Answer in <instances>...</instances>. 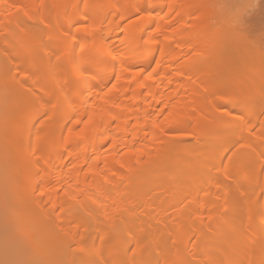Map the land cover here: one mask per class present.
Here are the masks:
<instances>
[{
  "label": "bare ground",
  "instance_id": "obj_1",
  "mask_svg": "<svg viewBox=\"0 0 264 264\" xmlns=\"http://www.w3.org/2000/svg\"><path fill=\"white\" fill-rule=\"evenodd\" d=\"M203 1L0 0V264H264V10Z\"/></svg>",
  "mask_w": 264,
  "mask_h": 264
},
{
  "label": "rangeland",
  "instance_id": "obj_2",
  "mask_svg": "<svg viewBox=\"0 0 264 264\" xmlns=\"http://www.w3.org/2000/svg\"><path fill=\"white\" fill-rule=\"evenodd\" d=\"M217 2H218V0L216 1V3H217ZM240 3H241V0H219V4L217 3V5H218L219 9H220V5H221V4L224 5V7L221 8V9H222V13L224 14L223 16H225V18H226V17L228 18V16H229L231 13H233V12L236 11L237 6H238ZM208 4H209V3L207 2V0H205V1H203L200 5H197V6L195 7V8H196L195 10H197V11H196L197 15L203 16V15H202V12H204L205 9L209 8V7H208ZM258 8H259V6H257L255 9H252V10H250L249 12H247V13L245 14V16L243 17V18L246 17L244 20H246L248 16H250V15H252V14L254 15V12H255V14H256V13H257L256 10L259 11ZM53 14L55 15V13H53ZM248 19H249V18H248ZM248 19H247V20H248ZM41 25H42V24H41ZM43 25H44V24H43ZM43 25H42V26H43ZM44 27H45V26H44ZM39 28H40V27H39ZM41 30H42V29H41ZM43 30H44V29H43ZM58 35H59V36H58ZM58 35H57V37L60 38V39L64 36L63 33H62L61 31H60V33H58ZM62 35H63V36H62ZM5 37H7V36L5 35ZM8 37H9V36H8ZM8 37H7V39L10 38V37H9V38H8ZM9 40H11V39H9ZM9 40H8L7 43L10 45L12 42H10ZM232 41H233V40H232ZM64 42L67 43V42H69V41H64ZM17 43H21V42L18 41ZM65 43H64V44H65ZM230 43H231V42H230ZM8 44H7V45H8ZM21 44H22V43H21ZM61 44L63 45L62 42L59 43V45H61ZM225 44H226V43H225ZM231 44H232V43H231ZM231 44H228V45H231ZM7 45H6V44H2V42H0V47H1V48H2V47H5V46H7ZM9 45H8L5 49H4V48H2V49H4V50H9V48H10V49H14V48H16V47L14 46L15 44H12L11 46H9ZM232 45H233V44H232ZM16 46H17V45H16ZM248 46H249V45H247V48H246V46H245V48H246V50L248 49V53H250L251 50H250V47H248ZM230 47H231V46H230ZM232 47H233V46H232ZM246 52H247V51H246ZM248 53H247V55H248ZM23 54H24V52L22 53V55H21L20 58H23V57H22V56H24ZM245 54H246V53H245ZM25 57H26V56H25ZM249 57L251 58V60H253V58H254V56H253V58H252V53H251V56L249 55ZM245 58H247V57L245 56ZM255 58H257V57H255ZM255 58H254V59H255ZM253 61H254V60H253ZM255 61H256V60H255ZM23 63L28 64L29 62H28V60H26V59H25V60H24V59H23V60H22V59H20V60L16 59L15 62L13 63V65H12V70H14L16 67H18L19 65H21V64H23ZM238 65L241 66V65H242V62H239ZM240 66H239V67H240ZM14 67H15V68H14ZM242 67H243V66H242ZM240 68H241V67H240ZM239 72H240V71H239ZM236 73H237L238 75H237ZM26 74H27V73H22V72L18 73L19 77H21V76L23 77V76L26 75ZM30 74H31V78L37 77V76L42 75V74H44L45 77H48V76L50 75L49 72H41V71L30 72ZM234 74H235L236 76H235ZM234 74H233V75H232V74H231V75H228L229 78L232 80V83H231V80L227 77V78L229 79V82L226 84V85L229 86V87L227 86L228 88L226 87V85L223 86V88L221 87L222 85L219 86V87H221V88H220V90H218V92H219L218 95H219L220 97H222L223 99L226 98V97H228L230 94H233V92L239 94V93H238L239 91H243L244 89H246V88H244V87H243V88H244V89H243L242 86L239 87V85H240V84H239L240 81L245 82V81L243 80V77H240L242 73L240 74V73H238V71H237V72H234ZM221 75H222V74H216V75H214L213 80L215 79V76H216V79H215V80L220 79V80H218V81L220 82V84H221V80H222V81H223V80L226 81V79H225L226 77L221 76ZM220 76H221L222 78H221ZM230 76H232V77H230ZM246 78L249 79V77H247V76H246ZM263 78H264V77H263ZM228 79H227V81H228ZM27 80L30 81V78H28ZM233 81H234V82H233ZM246 81H248V80L246 79ZM250 81H251V79H250ZM250 81H249V82H250ZM258 81H259V80H258ZM237 82H238L239 85H236ZM215 83H217V82L215 81ZM241 83H242V82H241ZM246 83H247V82H246ZM218 84H219V83H218ZM224 84H225V82H224ZM231 84H232V86H231ZM234 85H235V86H234ZM35 86H37V85H35ZM231 87H232V88H231ZM252 88H253V87H252ZM252 88L249 87L250 90H253ZM223 89H224V90H223ZM226 89H227L228 91H227ZM241 89H242V90H241ZM254 89H255V88H254ZM255 90H256V89H255ZM255 90H254V91H255ZM225 91H226V92H225ZM237 91H238V92H237ZM230 92H231V93H230ZM221 93H222V94H221ZM257 94H258V93H257ZM254 96H255V95H254ZM259 96H260V95H259ZM259 96L256 95V97H259ZM222 98H221V99H222ZM248 99H249V98H248ZM260 99H261V98H260ZM254 100H255V99H254ZM261 100H262V99H261ZM258 101H259V100H258ZM258 101H257V102H258ZM252 102H254V101H252ZM247 103L250 104L249 101H247ZM247 103L245 102V105H246ZM256 105H258V104H256ZM259 105H260V104H259ZM259 105H258V106H259ZM260 106H262V104H261ZM260 106H259V107H260ZM247 107H248V109H249V105H248ZM247 107H245V108L247 109ZM259 107H256V108L258 109ZM252 110H253V109H252ZM74 121H75V120H74ZM74 121H73V120L70 121V123H69V127H70V128H71V126L73 127V125L75 124ZM37 127H38V124L36 125V127H35L33 130H35ZM69 127H68V129H69ZM217 132H218V131H217ZM187 133H188V132H185V131H183V130H181V131L178 132V134H180V135H181V134H187ZM216 134H217V133H216ZM166 135H167V134H166ZM166 135H165V137L168 138ZM187 135H189V136L185 137L184 139L182 138L181 140L184 141L185 143L188 142V144H190V145H191V144H192V145L198 144V141H197L198 139H197V138L195 139V135L193 136V135L190 134V133H188ZM191 135H192V136H191ZM217 135H218V134H217ZM168 136H169V135H168ZM194 140H195L196 142H195ZM63 141H64V140H63ZM194 142H195V144H194ZM217 146H220L219 143H218ZM237 146H238V145L234 146V149H235ZM218 148H219V147H218ZM237 148H238V147H237ZM237 148H236V149H237ZM1 167H4V166H3V165H0V170H2ZM68 168H69V166H67V169H68ZM67 169H66V170H67ZM21 174H22V173H21ZM27 174H28L27 172H26V173L24 172L23 175H21V178L24 180V178L27 176ZM20 181H21V179H20ZM176 183H177V184H176ZM176 183H175L174 187H172V191H173V190H176V191H174V192H176V193L179 194L180 191L184 189V186H183L184 184L181 183V182H176ZM180 185H182V186H180ZM179 186H180V187H179ZM182 187H183V188H182ZM10 188H11V187H9L8 189H9L10 191H12V188H13V187H12L11 189H10ZM174 188H175V189H174ZM178 188H180V189H178ZM8 189H4V190H6V192L10 193V194L7 193L8 195H11V193L14 192V191L9 192V191H7ZM4 190H3V191H4ZM41 190H42V188H40V190L37 191V194H39V192H40ZM172 193H173V192H172ZM173 194H175V193H173ZM175 195H176V194H175ZM58 213H59V212H58ZM58 215H59V214L56 213V216H55V217H56V221H57V216H58ZM95 216H96V218H97V214H94V216L92 217L93 220H95ZM31 224H32V223H31ZM54 226L56 227L55 223H52V225H50V226L46 229V230H47V234H48L49 237H51L52 234H53V232H54L55 230H57V229H55ZM32 231H34V230H32ZM32 231H31V232H32ZM38 231H40V230H38ZM38 231H36V232H38ZM34 232H35V231H34ZM39 234L41 235V232H40ZM34 235H35V234H34ZM34 235H33V240L38 239L37 236L40 238V235H37V233H36L37 236H35L36 238L34 237ZM214 236H216V238L218 237L217 235H214ZM214 236L212 237V239L214 238L213 240H215V237H214ZM11 238H12V236H10V237L8 238V240H10ZM12 239H14V238H12ZM96 239H97V244H98V243L100 242V236L98 235V236L96 237ZM213 240H212V242H211L212 244L215 243V242L213 243ZM10 241H11V240H10ZM36 241H37V240H36ZM172 241H173V240H172ZM64 245L66 246V243H65ZM67 245H68V243H67ZM71 245H72L73 248H71ZM65 246H64V248H66ZM76 246H77V245H76ZM67 247H68V246H67ZM69 247L71 248V250H73V249L76 248V247H75V244H70ZM69 247H68V249H70ZM74 247H75V248H74ZM66 249H67V248H66ZM71 250H69L70 252L68 251V253H71ZM73 251H74V250H73ZM214 251H215V253H214ZM213 253H214V256H216V255L218 254L217 250H215V249L213 250ZM78 254H79V253H78ZM80 255H81V252H80ZM78 264H85V259H84V257L80 258Z\"/></svg>",
  "mask_w": 264,
  "mask_h": 264
},
{
  "label": "snow or ice",
  "instance_id": "obj_3",
  "mask_svg": "<svg viewBox=\"0 0 264 264\" xmlns=\"http://www.w3.org/2000/svg\"><path fill=\"white\" fill-rule=\"evenodd\" d=\"M257 6H259L262 10H264V0H241V3L237 6V9L235 12L231 13L228 18H227V22L230 24V26H232L235 29H239L240 26L243 25L244 20L243 17L245 16V14L247 12H249L252 9H255ZM221 8L224 7L223 4L220 5ZM24 15H27V13L25 12ZM148 15H151L150 13H148ZM144 17H139V19H143ZM81 23H80V27L77 29L78 31L83 30L85 32H88L90 29L91 31L95 32L96 29V24H89L88 23V16L87 13H85L83 16H81ZM99 23H103V21H99ZM123 25H120V29L123 30ZM148 43H154V41H147ZM81 51H83V49H81ZM124 69H122L123 71ZM137 73L139 72H144V69L138 68L136 69ZM151 71H155V69H152ZM151 71L147 73L148 77L151 78ZM93 75H95L93 73ZM115 79H119V77H115ZM94 87H99V85H94ZM107 87V85H106ZM113 87H115V85H113ZM219 107V106H217ZM229 115H233V118L236 121H239L241 124H245V122L247 121V117L243 112H240L239 114H231L229 113ZM77 123H79V121H77ZM71 135V133H69ZM145 135H147V129H145ZM41 195H43V193L41 192ZM127 251L129 253H131L132 257H135L139 251H140V245L137 244L135 247H131L129 249H127ZM127 264V262H126ZM131 264H137V261L135 259H133L131 261Z\"/></svg>",
  "mask_w": 264,
  "mask_h": 264
}]
</instances>
